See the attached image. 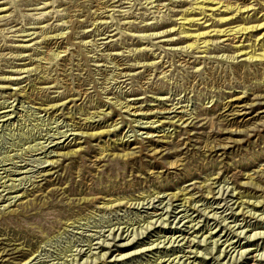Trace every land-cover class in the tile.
<instances>
[{
    "label": "rangeland",
    "instance_id": "rangeland-1",
    "mask_svg": "<svg viewBox=\"0 0 264 264\" xmlns=\"http://www.w3.org/2000/svg\"><path fill=\"white\" fill-rule=\"evenodd\" d=\"M219 2L0 0V264H264V26L179 34L264 24Z\"/></svg>",
    "mask_w": 264,
    "mask_h": 264
},
{
    "label": "bare ground",
    "instance_id": "bare-ground-1",
    "mask_svg": "<svg viewBox=\"0 0 264 264\" xmlns=\"http://www.w3.org/2000/svg\"><path fill=\"white\" fill-rule=\"evenodd\" d=\"M40 0H37V2H39ZM215 2V0H196V3L194 4V6H193V8H191V10H189L191 13L190 14H192L193 12H195V11H197V10H199L200 11V15H204V16H206V12H210V11H212L213 12V15H214V11H220V10H222L223 8L225 9V11H223V12H225V13H230V11L232 10L233 12H239V13H241V8L240 7H237L236 9L235 8H233V6H231L230 4L228 5H225V4H222L221 2H219V3H214ZM222 4V5H221ZM48 4H46V6H47ZM48 7H51V6H48ZM48 7H44V9H48ZM6 11H8V9L6 8V7H2V8H0V14H3V13H5ZM189 11H187V13H185V14H183L182 16H184L181 20H183V23H182V25H181V27H182V30H181V32H179V34L180 35H182V37L185 39V40H189V41H193L192 43H189L186 47H185V49H188V50H197V49H200V48H203V47H200V41L203 39H206V38H208V37H210L209 35L211 34V33H213V32H216V34L217 35H219V36H222V37H233V40H236V36L237 35H242L241 37H243L245 34H248L249 35V33H251V32H253V30L254 29H258V28H260V27H262V26H264V24H262V25H259V26H255V27H235V28H231V29H224V30H213V31H206V32H202V33H190V31L189 30H187V28H185V25H189V26H194V24L197 22V21H200V20H203V19H195V18H189L188 16H190V14L188 15V12ZM196 14V13H195ZM230 15V14H229ZM207 16H209V15H207ZM4 17H6V16H2V17H0V20H2ZM228 18H226V17H222V18H220L219 20H218V22L217 23H219V22H224V21H228L227 20ZM207 22V21H206ZM199 23V22H198ZM192 24V25H191ZM189 29V28H188ZM261 29V28H260ZM179 31V30H178ZM34 35V33L33 34H29V35H27L28 37H31V36H33ZM60 35V34H59ZM61 36V35H60ZM218 36V37H219ZM58 38H59V36H58ZM62 38H63V36H62ZM144 38H146V37H144ZM214 38V37H213ZM239 38V37H238ZM35 39V38H34ZM34 39H31V40H28L29 42H31V41H34ZM60 39V38H59ZM149 39V38H148ZM262 41V40H261ZM238 42H240V41H238ZM259 43H260V41H259ZM202 44H205V48H208L211 44H210V41L209 40H205ZM242 44V43H241ZM263 44H264V42H263ZM257 46H259V44L257 43L256 44V42L254 43V44H252L251 45V52H247V51H244V50H242L243 48H240V47H244V46H236L237 48H240L238 51L240 52L239 54H241V56H246V57H248V60L247 61H251V60H255L256 62L257 61H260V62H264V51H263V53H261V54H256V52H254V54H252L253 53V51H254V48H256ZM23 49H27V47H29V46H21ZM235 47V46H234ZM263 47H264V45H263ZM262 49V48H261ZM255 51H256V49H255ZM251 54H252V56H251ZM60 56V54H58V55H56L55 57L56 58H58ZM24 70H27V69H21L20 70V72L21 71H24ZM18 71H16V73H17ZM28 73L29 72H31L30 70H28L27 71ZM26 72V73H27ZM10 73V72H9ZM12 73H14V72H11V75H12ZM22 73V72H21ZM12 77H6V78H4L3 80L1 79L0 81L1 82H8V83H12L13 81H14V79H11ZM16 82V81H15ZM53 88V87H52ZM242 98L240 97V98H238L237 100H235V101H239V100H241ZM78 99H73V100H70V102H73V101H77ZM162 100V99H161ZM64 104L65 103H62L59 107H58V105L59 104H56V105H49L48 107H46V108H44V109H42L43 111H46L47 113H49L50 111H56V110H58V109H60V108H62L63 106H64ZM131 106V105H130ZM130 106H128L127 108V110H130L131 109V107ZM9 108H11L10 106L8 107H4V108H2L1 110H3V109H9ZM125 108H126V106H125ZM241 109V108H240ZM153 110V109H152ZM151 110V111H152ZM10 112V111H9ZM136 112H138V111H135V113ZM5 113H8L7 111L6 112H3V113H1L0 114V119L1 118H4V117H2V114H5ZM108 114H110V113H108ZM157 114V113H156ZM251 114V113H250ZM105 116L107 115V114H104ZM139 115H142V114H139ZM143 116H145V117H147V114H143ZM107 117V116H106ZM10 118V117H9ZM88 118H90V117H88ZM94 117H91L89 120H91V119H93ZM144 118V117H143ZM185 118V117H184ZM175 119V118H174ZM88 120V121H89ZM184 119L183 118H180L179 119V121H183ZM133 121V120H132ZM136 121V120H135ZM189 121H190V119H189ZM188 120H186L184 123H188L189 122ZM194 121V120H193ZM193 121L190 123V124H192L193 123ZM89 123H93V122H89ZM140 123V122H139ZM152 123V122H151ZM165 123V122H164ZM142 124H148V123H142ZM148 128H150V126L148 127ZM194 128V127H193ZM112 130H109V131H100V132H95V133H92V134H84V133H82L81 135L80 134H74V135H76V136H80V137H90V138H95V137H99V136H103V135H107V134H110V133H112L111 132ZM240 134V133H239ZM66 137V136H65ZM69 139V138H68ZM58 144H60V142L59 143H56V145L55 146H57ZM80 149L81 148H79V149H77V150H75L74 151V153H79V151H80ZM130 155H133V154H126V155H124L123 157H128V156H130ZM122 157V158H123ZM52 162V165H53V163H54V161H51ZM44 172V171H43ZM16 198H17V196H16ZM86 200V199H85ZM84 200V201H85ZM91 201V200H90ZM80 202V201H79ZM85 202H87V201H85ZM90 203V202H89ZM220 237V236H219ZM251 237V236H250ZM216 245H217V241H216ZM226 245H227V243H226ZM14 246H15V244H14ZM18 246V247H17ZM232 246V245H231ZM241 247V246H240ZM233 248V247H232ZM234 248H235V246H234ZM23 249H24V243H21V244H18V245H16V247H14L13 249H9L8 250V253L9 252H11V254L10 255H17L16 257H15V259H21V258H23V257H25L26 256V254H24L23 253ZM5 252H6V250H5ZM5 252H3V254L5 253ZM232 252V251H231ZM230 252V253H231ZM7 254V253H6ZM245 254V253H244ZM256 256V255H255ZM242 257V256H241ZM254 257V256H253ZM29 259V261L31 260V258H28ZM28 261V262H29ZM255 261H257V258L255 257ZM27 262V261H26Z\"/></svg>",
    "mask_w": 264,
    "mask_h": 264
}]
</instances>
